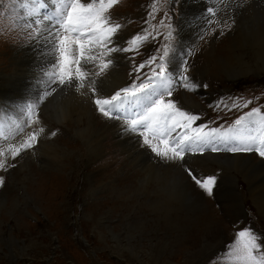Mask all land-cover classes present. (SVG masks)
<instances>
[{"label": "rangeland", "instance_id": "1", "mask_svg": "<svg viewBox=\"0 0 264 264\" xmlns=\"http://www.w3.org/2000/svg\"><path fill=\"white\" fill-rule=\"evenodd\" d=\"M27 1L30 0H0V67L4 66L3 58L6 50L9 51L15 44H25L36 37L39 38L45 20L53 24L51 28L58 34L56 21L37 16L34 13L37 10L35 2L33 3L34 12H28L24 5L28 4L32 7V4L29 5ZM203 1H206V6L212 7H217L220 3V0L218 5L213 4L214 0ZM45 2L59 12L60 22L63 24L67 9L66 11L58 9L57 3L53 5L51 0H45ZM70 2L71 0H68L67 4ZM92 2L94 0H81L84 4ZM182 2L186 5L183 24L179 28L183 38L177 35L179 30L176 23L181 19L179 16L184 7ZM187 2L192 4L194 0H187ZM95 4L99 7V0H95ZM68 6L66 5V8ZM249 8L246 3L236 6L232 4L227 11L213 14L202 25L193 22L191 18H186V0H116L114 4L106 6L103 16L109 21V26L119 25L117 31L127 35L125 44L120 48L130 49L124 52L126 56L122 57L126 75L119 88L110 94V98L117 90L128 88L129 92H132L141 83H148L152 78L153 70L159 71L157 65L161 63L159 58L165 56L166 46L167 55L163 62L166 69L165 78L169 79L170 91L173 93L176 91V98L169 99L164 96V99L171 100L177 107L185 98H189V103L183 111L190 109L200 118L198 120L204 127L208 129L215 127L219 130V135L225 133L220 129L237 124L236 121L240 120L241 123L234 125L232 132L238 133L244 146H249L251 143L255 145L256 135L253 139L252 134L255 133L259 118L264 119V74L241 75L234 80L228 79L225 72L230 70L224 66L223 60L218 61L217 64L215 61V57L226 60L232 58L235 61L240 57L241 50L252 53L250 48L237 47L234 41L237 39V34H242V28L248 24L245 14L248 13ZM201 13L202 18H205L204 10L198 15ZM259 16L261 17V12ZM161 20L164 24L160 23ZM188 23L191 27L186 30L185 35L183 27ZM59 28L62 30L63 27L59 26ZM196 30H201V35L197 39L198 44L193 45L190 42ZM157 33L160 35L157 36ZM60 34L62 35L63 32ZM137 36L141 37V40L137 41L136 45H132L131 40ZM145 36L148 37L146 40L143 39ZM117 42L112 41L107 47H112ZM95 45L92 46L95 47ZM87 46L91 50V46ZM107 47L101 49L99 62H94L96 66L93 64L95 76L96 78L98 76V79L106 77L110 71L119 68V59H111L106 50ZM182 47H184V55L180 52ZM106 52L108 54H105ZM153 56L156 57L155 61L152 60ZM247 58L251 57L246 56L245 60ZM108 60H112V65L109 64L102 69L101 65ZM174 60L182 63L177 64L178 69L173 67L176 63ZM141 64L144 65L142 69L139 67ZM190 74L193 76L191 81L182 79V76L189 79ZM77 82L80 83V80L70 87L77 86ZM189 82L193 83L196 89L190 85L187 88L184 87V84ZM123 94L121 91V96ZM11 95L12 93L10 101H13V104L19 103L22 99L21 93H17V96ZM41 99L40 94L38 104ZM35 106L38 105L35 104ZM253 108L259 111L251 117L247 116L246 114ZM39 110L37 114L40 115L41 108ZM94 115L95 118L99 117L98 123L105 128L113 124L114 117L104 116L98 111L96 104H94ZM38 116L34 111L30 126L33 127L36 124ZM44 124L42 122V125ZM60 127H55L50 134L48 133L46 141H58L62 146L64 143L68 144L71 157L65 159L64 165L68 168L64 174L56 175L54 169L40 165L41 161L29 159L27 163L22 159L25 151L21 149V146L18 148L21 150L16 157L5 150L7 147H3L2 153L0 152V160L6 167L0 173V177L3 178V183L0 184V221L3 229L0 236V264H232L228 254L235 244L237 233L244 229L251 230L259 237L261 251H264V208L260 210L259 202L257 201L258 204H256L254 200L255 192H251L249 188L248 178L250 177L247 173L236 168L230 159H224V157H234L239 154L261 161V168L264 169V157H260L255 152L235 154L227 151L220 153L218 150L217 156L223 157L221 164L215 166L216 162L200 163L203 169L198 168L200 171L198 172L195 168H191L190 158L194 154L203 157L207 154L215 155L216 152L200 153L194 149L186 152V160L182 162L181 167L184 175L188 177L189 184L180 180V176L178 179L185 187L189 186L193 194L202 199L201 201L210 205L206 204L210 212L204 215V210H199L193 203L194 200L187 197L186 202L189 205L187 208L192 209L191 213L195 212V217L190 227L183 232L178 230L180 228L176 224L168 226L172 224V220L163 219L151 206L155 198L152 190L154 188H145L143 191L145 194L140 196L136 189H131L129 193L124 189L129 187L126 184H133L138 177L141 178L136 174L140 171L141 165H131L128 162L127 155L116 145L114 137L103 144V152L112 150V154H106L103 157L100 155L99 160L91 165L89 158L92 159L93 156L85 151L86 142L65 134L63 132L65 125ZM28 134V136L32 135V133ZM192 134L191 129L188 135ZM119 159L122 160L119 161ZM158 160L164 161L162 167L169 164L165 158ZM154 162L157 161L154 160ZM22 168L24 171L21 170ZM189 170L202 180L208 176L216 177L211 195L189 178ZM92 171L94 173L97 171L96 175L101 172L97 178L98 182L93 185L95 188L92 186L94 179ZM52 175L54 178L58 176L55 181L51 179ZM5 182L7 183L3 190L2 186ZM53 185L55 189H51ZM261 186L264 190V181ZM118 187L117 191L122 192L121 196L116 191ZM242 207L243 213L240 212ZM108 213L112 219L110 222H104L102 216ZM127 216L134 217L132 224L134 223L136 228L139 227L135 230V237L130 238L129 241L123 238L127 229L125 224L129 222ZM119 250L124 255L120 254ZM131 251L140 254L142 257L140 261H137L135 257L128 260L127 256Z\"/></svg>", "mask_w": 264, "mask_h": 264}, {"label": "bare ground", "instance_id": "2", "mask_svg": "<svg viewBox=\"0 0 264 264\" xmlns=\"http://www.w3.org/2000/svg\"><path fill=\"white\" fill-rule=\"evenodd\" d=\"M205 2L203 0H194L192 4H189L186 0V18H191L193 22L204 25L205 22H207L205 21L206 19H210L213 14L216 15L221 12H224L225 10L227 11L230 5L232 4L234 6L239 5L241 3H246L249 5L250 8L248 10V13L245 14L248 20V24L244 28H242V34H237V39L234 41L237 44V47H241V49L250 48L252 53L249 54L247 50H241L240 57L237 58L235 61L232 58H228L226 60L222 59L221 57H215V61L217 64L218 61L223 60L224 66L228 70H230L229 72H225V75L229 77L228 79L234 80L240 77L241 75L246 76L253 74H264V0H220L219 5L218 0H214L213 4L218 5L217 7H212L210 5L206 6ZM51 3L53 5L57 3L56 6H58V9L64 11H66L67 9L66 5H69L67 4L68 0L67 2L66 0H51ZM182 4L184 5V7L182 8V11L179 16L181 17V19L176 22L177 25L179 24V28L183 24V18L186 12V10L184 9L186 5L184 2H182ZM29 5H31L30 2ZM209 7L210 9L212 8V10H210ZM202 10H204L205 18H202V13L198 15V13ZM260 12L261 17L259 16ZM28 15L30 14L28 13ZM61 25L62 23L60 22V19L57 20L56 27L58 29V34H56L55 30L51 28L53 27V24L45 20V25L43 27V31L39 34V38L36 37L28 43L26 42L25 44H15L10 50L8 49L9 51L6 50V55L3 58L4 66L0 67V152L2 153L3 147H7L5 150H7L9 154H12L13 150L18 149L22 144H24L28 140V133L36 134L35 141H32V147L24 149L25 155L22 159L25 160L27 163L29 159L41 161L40 165H43L44 168L54 169L55 174L58 175L60 173L64 174L66 169L68 168V166L64 165V162L65 159L69 158L70 156V153L68 152L70 148L68 147V144L66 145L65 143L62 146L59 144L58 141H46L47 134H50L55 127L58 128L60 127V125H65L66 128L63 131L65 134L67 133L70 137H74V139L80 138L81 140L86 142L87 149L85 151H87V153L93 156L92 159L89 158V161H91V165L95 164L97 160H99L100 155H102L103 157L106 154H112V150H110V152L108 150L103 152V144L108 140H112V137H114L116 145L121 148L122 152L125 155H127L128 162H130L131 165H141L140 171L136 173L138 176H141V178L138 177L137 181L133 184H126V186L129 187H125L124 189H126L127 192H131V189H136L135 191H137L140 196L145 194L143 192L145 188H154L155 190H152L154 192L155 198L152 201L151 206L160 213V216L163 219L172 220V224L168 226L176 224L180 228L178 230H182L183 232L186 231L188 227H190V225L193 223V218L195 217V212L191 213L192 209H188L189 205L186 202V199L189 198L194 200L193 203L198 206V209L204 210V215L210 212L208 207L210 205H208L204 201H201L202 199L200 200L197 195H194L189 186L185 187L180 181L182 180L189 184L188 177L186 176V174L184 175V172L181 167L182 162L186 160V152L184 153L183 160L178 159L175 161H171L165 158V161H167L169 164H167L166 167H162V163L164 161L158 160L161 159V157L155 156V154L152 153L150 147L144 145L143 137H141L138 133L128 131L125 127L123 120L114 117L112 122L113 124H109V127L106 126L107 128L103 127L101 124L98 123L99 117L95 118V103L93 101L96 99H111L110 94H112L114 90L118 89L121 83L123 82L122 80L126 75L124 70L125 67L123 68L125 63L123 62L122 58L126 56L124 52H109L111 59H119V68L110 71L106 77L98 79V76L97 78L95 76L96 72L95 68L93 69V66L95 65L94 62H99L100 52L103 48H101L97 44L95 45V47H93L92 45H94V43L90 45V50L89 47L86 45L85 55L93 56L95 57V59L87 64H85L83 61L81 62V71L85 74L84 79L82 81L80 80V83L77 82L78 84L74 88L70 87L72 84H66L64 86L59 84V77L57 73L59 72L60 61V50L58 49L60 39L65 36H68L70 39H75L76 37L75 34H68L67 32L65 33L63 28L61 30L59 28V26L62 27ZM190 27L191 25L189 23L184 25L183 31L185 32V35L186 30H189ZM196 31L197 32L195 33V35L193 34L194 36L192 37L190 44H198L197 39L201 35V30ZM62 32L63 34L61 35L60 33ZM177 35L178 37H182V31L180 32L179 30V33H177ZM126 38V34H122L117 31V33L113 36L112 41L118 42L113 44L114 46L112 47L120 48V46H123L125 44ZM72 48L75 50L76 46L73 44ZM183 48L184 47H182L181 49L179 48L182 55H184ZM91 51H94V53H91ZM105 54L108 53L106 52ZM246 56H250L251 58L249 59L252 60H249L248 58L245 60ZM174 61L176 62V60ZM178 63L182 64L181 61H177L173 64V67H176V69H178ZM72 68L73 79H75V65H73ZM192 77L193 76L190 74V77L187 80L191 81ZM81 83H83V87H79ZM93 84H95V86H93ZM93 89H95V91H93ZM11 93V96H17V93H21V101L18 100L19 103L13 104V101H10ZM40 94L42 95V99L40 101V104H38ZM165 96L167 95L165 94ZM156 98H158V94ZM143 100L148 101L145 99ZM168 101V99L165 100V102ZM187 103H189V98H185L184 101H182L181 104L177 106V108L183 111V108L187 105ZM35 104L38 106H35ZM40 108L41 117L39 114H37V112L40 111ZM34 111L36 116H39L37 118L36 124H34V126L32 127L30 126V121L34 114ZM139 111L142 112L143 110L139 109ZM186 113L194 115L193 111L188 108L186 110ZM39 117L42 118L41 121L39 120ZM42 122H44L45 124L42 125ZM49 125H51V127H49ZM201 126H203V124L200 122V120H196L192 123L189 129H185L184 133H186L185 135H188V132L191 129H193L194 127L200 128ZM211 129L212 128L208 129L206 127H203L202 132H209ZM117 137H119V139ZM78 149L79 151H81L80 148ZM219 151H217L215 155L207 154L203 157H200L199 154H194L191 158L188 157L190 158V161L192 160L191 168H195L198 172H200L198 168L203 169L200 167V163L210 164L212 162H216L215 166H219V163L221 164V162L223 161L221 160L223 157L219 158L217 156V153ZM224 159H230L231 161H233V164L234 166H236V168L240 169L241 171H244L250 177L248 178L249 188L251 192H255L254 200H256V204H258L257 201L259 202L258 207L260 210H262L264 208V190L261 185L264 181V169L261 168V161H255L251 157L241 156L239 154H236L234 157L227 156L224 157ZM121 160L119 159V161ZM154 160L157 162H154ZM9 161L11 162V159H9ZM71 161L72 160H70V162ZM20 162L22 161L20 160ZM27 166L29 167V164ZM23 169L24 168H22L21 170ZM30 172L32 173L33 169L30 170ZM96 173L98 172L95 171V173L92 175L94 177L92 186L98 182L97 178L101 174V172L97 175ZM179 176L180 180L178 179ZM57 177L58 176L54 178V176L52 175L51 179L55 181ZM137 183L139 184L136 186ZM51 189H55L54 185ZM117 190H119V187L116 189V191ZM117 193L120 196L122 194L121 191H117ZM149 197L151 198V196ZM240 212H244L243 207ZM91 214H93V212ZM105 215L106 216H102V219L104 218V222H110V220L112 219L110 218V214L108 213ZM127 218H129V222L125 225L127 226L128 230L126 229V234H124L123 238L129 241L130 238L135 237V230H138L139 227L136 228L137 226L135 227L134 223L132 224L134 217L127 216ZM2 231V222L0 221V236ZM139 234L142 233L139 232ZM13 238L15 239V236H13ZM161 246L163 247V245ZM126 247L129 248V246L127 245ZM119 253L123 254L120 250ZM134 257L135 259H137V261H140L141 256L138 252L131 251V253H129V255L127 256L128 260L133 259Z\"/></svg>", "mask_w": 264, "mask_h": 264}, {"label": "snow or ice", "instance_id": "3", "mask_svg": "<svg viewBox=\"0 0 264 264\" xmlns=\"http://www.w3.org/2000/svg\"><path fill=\"white\" fill-rule=\"evenodd\" d=\"M115 2L116 0H99V7H97L95 0L87 4L81 3V0H71V8L67 12L66 19L61 26L67 32H73L77 35L75 39H70L68 36L60 39V61L59 72L57 73L60 85L75 84L76 80L82 81L84 79L85 74L81 71V62L83 61L87 64L95 59L93 56L85 55L86 43L87 45L95 43L101 48H105L112 42V38L120 26H109V21L103 16V13L106 6ZM160 23L164 24V21L161 20ZM83 29H86V32L82 31ZM85 35L88 37L87 42L81 39ZM159 35L157 33V36ZM147 38V36L143 37L145 40ZM139 40H141V37L137 36L130 43L136 45ZM73 44L76 45L75 50L72 48ZM129 50V48L107 47V51L110 53L115 51L127 52ZM166 55L167 47L165 46ZM165 56L159 58L161 61L157 65L159 71L153 70L152 78L148 83H141L132 92H129L128 88L117 91L112 95L111 99H96L94 103L98 106V111L107 117L112 113H120L126 110V104H138L141 99L148 100L150 102L149 106H146L140 114L132 113L134 118L125 119L124 124L128 131L138 133L143 137L144 145L150 147L155 156L171 161L183 160L184 153L190 152L193 145L202 153L206 144L211 147L212 152H217L218 148L212 146L217 139L214 134L219 133V130L216 128L211 129L209 132H202L204 126H201L200 128L192 129V135L180 137L172 135L177 128L189 129L192 123L200 118L197 115L179 110L171 100L167 103L165 102V94L168 96L172 95L170 82L165 78L166 69L163 63ZM152 60L155 61L156 57L153 56ZM111 63L112 60H108L107 63L101 65V68H106ZM73 65H76L74 69L75 79H73ZM139 67L142 69L144 65L141 64ZM182 79L187 80L188 77L182 76ZM83 86V83L79 85V87ZM184 87H189V84L185 83ZM157 89L160 90L158 98L154 99L153 97L157 96ZM121 91L124 93L123 97L121 96ZM258 111L259 109L253 108L246 115L251 117ZM236 123L239 124L240 120H237ZM35 139L36 134L29 136L28 140L21 145V149L31 148L32 141H35ZM221 142L227 143L223 139ZM161 145H164L163 149H161ZM21 149L13 150L12 156L16 157ZM226 150L231 153L255 151L260 157H264V141H261V146L255 148L249 146H229ZM3 168H5V163L0 161V169ZM188 176L201 189L209 195L212 194L213 185L216 182L215 176H208L202 180L191 170L188 171ZM2 183L3 178L0 177V184ZM258 241L259 237L251 230L244 229L239 231L235 244L228 254V258L232 264H264V251H261V244Z\"/></svg>", "mask_w": 264, "mask_h": 264}]
</instances>
